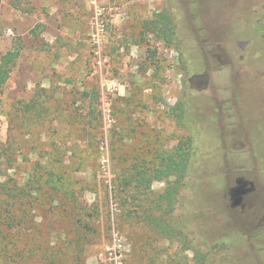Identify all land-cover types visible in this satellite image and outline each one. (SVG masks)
I'll use <instances>...</instances> for the list:
<instances>
[{"label":"rangeland","instance_id":"1","mask_svg":"<svg viewBox=\"0 0 264 264\" xmlns=\"http://www.w3.org/2000/svg\"><path fill=\"white\" fill-rule=\"evenodd\" d=\"M161 12L172 46L146 28ZM17 42L0 234L6 217V234L47 245L28 264H264V0H0V58ZM176 150L187 175L170 214L153 206L163 182L120 191ZM237 178L253 191L234 210ZM19 253L1 247L0 264Z\"/></svg>","mask_w":264,"mask_h":264},{"label":"trees","instance_id":"2","mask_svg":"<svg viewBox=\"0 0 264 264\" xmlns=\"http://www.w3.org/2000/svg\"><path fill=\"white\" fill-rule=\"evenodd\" d=\"M146 25V28L149 32L159 40L163 41L166 45L172 46L174 40L176 39V23L174 18L169 12H161L154 16V19L149 20ZM21 53V43L17 42L11 50L7 51L0 58V92L8 81L9 76L12 72V69L16 65ZM190 141H187L189 144ZM187 163H188V152L183 150H176L173 154L163 156L159 159L158 165L153 167H148L143 163L138 162L133 166L134 173L129 175L128 178H123L120 191H126L131 185L135 188L136 197L141 195H146L148 190L151 188V185L154 181L163 182L165 188L163 192L153 200V206L155 211H161L162 217L167 216L173 210V205L176 201V195L182 189L184 185V179L187 175ZM4 194V193H3ZM10 193L5 192V196H8ZM17 195L19 194L16 193ZM14 199V197H12ZM163 204L164 206H162ZM2 214H0L1 216ZM3 218V217H2ZM155 226H158L162 229L164 233H170L171 228L158 220L154 219ZM4 234H0L2 239L0 248H4V253L8 255V252L12 248L19 247V256L18 260L23 264H28L30 260L35 257H38L42 263L47 262V245L45 243L36 242L34 245L36 247H31L32 242L27 237L28 234H24L23 238L19 237V234H6L11 231L14 226H12V220L9 221V218L4 219ZM1 239V238H0ZM26 261V262H25ZM28 261V262H27ZM5 264L10 263V260L7 258L4 260Z\"/></svg>","mask_w":264,"mask_h":264},{"label":"flooded vegetation","instance_id":"3","mask_svg":"<svg viewBox=\"0 0 264 264\" xmlns=\"http://www.w3.org/2000/svg\"><path fill=\"white\" fill-rule=\"evenodd\" d=\"M249 183V181L243 180V178H237L235 186L229 190L231 204H237L235 207L230 205L231 209L239 210L244 207V198L253 191V187Z\"/></svg>","mask_w":264,"mask_h":264},{"label":"water","instance_id":"4","mask_svg":"<svg viewBox=\"0 0 264 264\" xmlns=\"http://www.w3.org/2000/svg\"><path fill=\"white\" fill-rule=\"evenodd\" d=\"M249 184H251V185H252V183H249ZM230 200H231V199H230ZM231 205H232V204H231ZM232 206H233V207H235V206H237V204H233Z\"/></svg>","mask_w":264,"mask_h":264}]
</instances>
